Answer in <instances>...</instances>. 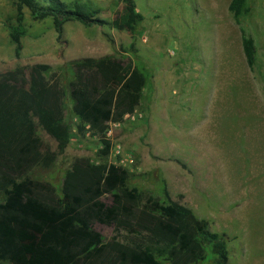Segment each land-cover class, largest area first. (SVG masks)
I'll list each match as a JSON object with an SVG mask.
<instances>
[{
  "label": "rangeland",
  "instance_id": "1",
  "mask_svg": "<svg viewBox=\"0 0 264 264\" xmlns=\"http://www.w3.org/2000/svg\"><path fill=\"white\" fill-rule=\"evenodd\" d=\"M62 1L97 8L107 22L128 2ZM133 1L141 15L133 38L109 23L76 20L65 22L58 35L50 17L35 20L24 8L25 35L16 57L7 28L15 24V0H0V73L45 63L46 77L55 72L64 90L70 140L50 166H36L31 177L51 182L59 193L75 157L120 164L130 173L129 186L178 202L212 231L225 233L228 264H264V0H248L250 10L241 18L255 37L252 68L233 38L241 31L227 0ZM103 55L131 61L146 78L133 111L109 124L107 155L99 152L98 136L77 131L68 85L76 60ZM38 133L56 150L52 138ZM94 227L105 240L113 235L111 225ZM195 264H214L210 246Z\"/></svg>",
  "mask_w": 264,
  "mask_h": 264
},
{
  "label": "trees",
  "instance_id": "2",
  "mask_svg": "<svg viewBox=\"0 0 264 264\" xmlns=\"http://www.w3.org/2000/svg\"><path fill=\"white\" fill-rule=\"evenodd\" d=\"M15 24H7L20 55L24 12L50 17L58 35L70 20L90 26L109 23L128 30L132 38L141 15L128 0L110 22L99 10L62 0H15ZM228 10L241 31L246 64L256 62V44L241 26L250 8L247 0H230ZM134 46L133 43L130 44ZM69 82L76 129L99 137L101 155L110 153L106 132L123 122L140 99L145 75L131 62L112 55L86 56L74 62ZM49 65L35 63L0 73V264H195L210 246L214 264H228V236L212 231L188 207L145 194L129 186L130 173L120 164L73 159L60 192L45 180L31 177L36 166L48 167L70 140L64 117V90ZM56 143L52 150L39 135ZM166 194V192H165ZM96 222L113 227L105 240Z\"/></svg>",
  "mask_w": 264,
  "mask_h": 264
},
{
  "label": "crops",
  "instance_id": "3",
  "mask_svg": "<svg viewBox=\"0 0 264 264\" xmlns=\"http://www.w3.org/2000/svg\"><path fill=\"white\" fill-rule=\"evenodd\" d=\"M229 3H230V0H227V1H226V5L228 6ZM247 3H248V0H247ZM248 5H249V3H248ZM233 21H234V20H233ZM230 28H231V24H230V22H228L227 29L230 30ZM229 35H230V33H229ZM229 35H228V40H230V38H231V36H229ZM251 36L253 37V39H254V41H255V37H254L253 35H251ZM233 38H234V40H235V43L238 45V48L240 49L241 53H243V50H242V43H241V32H240L239 35L236 34V33L234 32ZM243 55H244V54H243ZM244 59H245V58H244ZM245 62H246V61H245Z\"/></svg>",
  "mask_w": 264,
  "mask_h": 264
},
{
  "label": "built area",
  "instance_id": "4",
  "mask_svg": "<svg viewBox=\"0 0 264 264\" xmlns=\"http://www.w3.org/2000/svg\"><path fill=\"white\" fill-rule=\"evenodd\" d=\"M106 134H107V132H106ZM115 149H116L115 150L116 152H120V146L119 145H117Z\"/></svg>",
  "mask_w": 264,
  "mask_h": 264
}]
</instances>
